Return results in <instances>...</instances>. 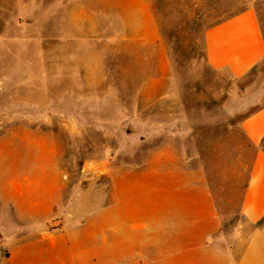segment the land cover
<instances>
[{
    "label": "rangeland",
    "instance_id": "obj_1",
    "mask_svg": "<svg viewBox=\"0 0 264 264\" xmlns=\"http://www.w3.org/2000/svg\"><path fill=\"white\" fill-rule=\"evenodd\" d=\"M115 1L0 0V187L12 197L19 165L50 164L67 202L100 207L114 188L204 180L230 239L256 152L240 123L264 105V59L235 78L209 68L203 38L252 9L264 40V0H149L161 77L158 44L129 38Z\"/></svg>",
    "mask_w": 264,
    "mask_h": 264
},
{
    "label": "crops",
    "instance_id": "obj_2",
    "mask_svg": "<svg viewBox=\"0 0 264 264\" xmlns=\"http://www.w3.org/2000/svg\"><path fill=\"white\" fill-rule=\"evenodd\" d=\"M115 2L126 27L135 29L129 38L158 44L161 77L162 41L149 0ZM203 47L209 68L235 78L247 74L264 59L255 12L246 9L208 28ZM240 127L256 152L240 206L242 224L230 239L219 232L204 180H173L163 190L157 181L141 183L130 196L114 188L99 207L96 196L67 202L50 164L19 165L13 196L7 185L0 187V264H264V105Z\"/></svg>",
    "mask_w": 264,
    "mask_h": 264
}]
</instances>
